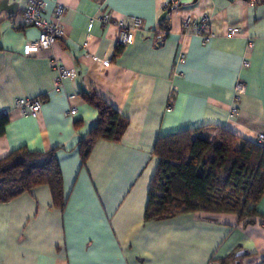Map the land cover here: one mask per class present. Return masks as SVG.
<instances>
[{
    "label": "crops",
    "instance_id": "0c3cea01",
    "mask_svg": "<svg viewBox=\"0 0 264 264\" xmlns=\"http://www.w3.org/2000/svg\"><path fill=\"white\" fill-rule=\"evenodd\" d=\"M27 1L8 0L17 3L15 16L0 11V158L19 147L55 148L62 204L45 183L0 202V264H208L235 250L247 252L240 264H260L264 194L252 224L201 211L145 220L144 211L159 136L200 126L252 142L264 134V0H46L49 20L56 3L65 5L62 36L47 50L37 28L23 24ZM105 13L140 19L130 43L118 42L113 23L95 21L87 31L88 19ZM203 16L212 34L206 42L183 26ZM52 58L75 70L59 91ZM81 92L128 121L120 140L97 139L84 160L80 141L98 111ZM33 98L42 100L35 116L15 108Z\"/></svg>",
    "mask_w": 264,
    "mask_h": 264
},
{
    "label": "trees",
    "instance_id": "16d2710c",
    "mask_svg": "<svg viewBox=\"0 0 264 264\" xmlns=\"http://www.w3.org/2000/svg\"><path fill=\"white\" fill-rule=\"evenodd\" d=\"M81 97L98 111L95 126L80 141L84 160L97 139L120 140L128 121L95 93L81 92ZM0 119L2 125L6 123L5 118ZM3 131L0 128V135ZM55 150L19 147L0 158V202L45 183L54 204L61 205ZM153 153L158 161L148 188L145 220L201 211L232 213L244 224L254 223L259 215L256 205L264 194L263 145L221 127L200 126L159 136ZM236 251L219 264H234L239 258ZM260 264H264V252Z\"/></svg>",
    "mask_w": 264,
    "mask_h": 264
},
{
    "label": "built area",
    "instance_id": "2783aa9c",
    "mask_svg": "<svg viewBox=\"0 0 264 264\" xmlns=\"http://www.w3.org/2000/svg\"><path fill=\"white\" fill-rule=\"evenodd\" d=\"M46 0H28L24 6L21 16L24 25L33 26L38 30L37 43L41 49H49L55 39L62 36L63 28L61 17L65 10V5L62 3H56L53 12V20H49L44 16ZM95 21L101 24L113 23L119 27V38L118 42L122 45L128 44L133 39V31L137 30L140 26V19L135 16H120L111 17L109 14H101L96 18H89L87 22V31L93 26ZM185 28L192 29L197 35H200L203 42L208 41L212 34L209 31V17L203 16L200 20H193L187 18L183 22ZM236 32L235 28H230L229 33L233 34ZM83 46L87 45L85 40ZM177 62H184V56L182 53H178L176 57ZM52 67L56 69L57 75L54 84V90L59 91L65 80L72 79L75 75L73 68L66 67L60 60L56 58L51 59ZM248 66V62H243V67ZM236 94L243 92V85L237 82L235 85ZM42 100L40 98L33 99H18L15 102V108L23 115L35 116L41 107ZM166 110H170L167 108ZM74 109L69 111L70 114H74ZM232 113L236 112V107L231 110ZM2 114H7L4 110ZM264 142V134H258L257 143L261 144ZM208 264H219L217 260L211 259Z\"/></svg>",
    "mask_w": 264,
    "mask_h": 264
},
{
    "label": "water",
    "instance_id": "95a60500",
    "mask_svg": "<svg viewBox=\"0 0 264 264\" xmlns=\"http://www.w3.org/2000/svg\"><path fill=\"white\" fill-rule=\"evenodd\" d=\"M17 7L18 6L16 2L10 3L8 2V0H0V11L5 10L7 12L8 17L15 16ZM165 15H166V11L162 12L159 19L164 18ZM246 253L247 252L245 250L237 251L235 253V256L240 257ZM234 264H240L239 260H236Z\"/></svg>",
    "mask_w": 264,
    "mask_h": 264
}]
</instances>
